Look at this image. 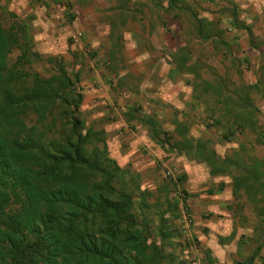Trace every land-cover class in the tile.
<instances>
[{
  "label": "trees",
  "instance_id": "trees-1",
  "mask_svg": "<svg viewBox=\"0 0 264 264\" xmlns=\"http://www.w3.org/2000/svg\"><path fill=\"white\" fill-rule=\"evenodd\" d=\"M167 9L178 11L175 19L188 13L192 36L199 42L230 48L221 21L199 18L181 0H168ZM230 15L232 29L245 31L252 45V30L239 19L235 5ZM176 45L170 76L192 77L186 82L194 101L214 97L207 126L222 129L223 143L250 131L264 147V128L258 130V110L248 96L253 87L242 86L238 92L224 79L209 83L200 73L204 66L192 63L190 47L181 41ZM36 62L45 63L47 76L32 71ZM81 81V72H68L61 57L33 50L29 24L17 20L7 29L0 21V264H189L175 253V247L191 248L189 241L177 242L182 238L177 226L181 203L191 212L189 195L180 187L185 177L164 181L157 190L162 197L142 189L141 175L111 158L105 129L82 119ZM123 118L141 126L167 156L203 163L210 177L231 180L228 208L240 215L243 226L247 219L240 213L246 205L258 218L253 234L259 244L248 260L236 264H254L264 247V157H257L248 143L219 156L209 138L190 135L187 120L175 116L172 128L165 129L140 105H128ZM224 187L221 183L219 191Z\"/></svg>",
  "mask_w": 264,
  "mask_h": 264
},
{
  "label": "rangeland",
  "instance_id": "rangeland-1",
  "mask_svg": "<svg viewBox=\"0 0 264 264\" xmlns=\"http://www.w3.org/2000/svg\"><path fill=\"white\" fill-rule=\"evenodd\" d=\"M27 1L29 0H1V23L7 29L17 20L28 23L33 50L36 53L43 57H61L68 72L79 70L82 77L79 83L80 91L85 90V85L83 86L82 83L88 78L90 88L101 92L103 104L94 109H83L81 106L82 119L86 125H90L92 121L96 122L95 129L101 127L105 129L111 126V121L117 122L107 133L108 137L110 136L108 138L109 154L114 155L113 158H117V151L120 150L117 145L124 147V144H129V134L135 133L139 138L145 137V130L140 126L133 124L130 128L125 123L123 112L126 110H120L121 106L117 104L118 102L126 106L140 105L145 113L157 116L165 129L172 127L171 123L175 116L180 120H188L182 118L185 112L192 124L190 128L192 135L196 138L202 136L209 138L219 156H225L241 143H248L257 157H264V147L255 141L253 132L237 133L230 143H223L220 139L222 129L218 126L208 127L206 124L208 110L214 108V97L209 94V101L206 102L207 97L204 95V101L198 105L193 104L191 86L186 84L182 76H170V70L173 67L172 55L178 48L177 41H181L182 45L190 47L192 63L204 66L200 71L204 80L215 84L218 79H224L230 90L235 91H238L242 84L254 86L249 92V98L258 110L255 113L256 123L258 130L262 131L264 128V0H216L215 2L214 0H181L197 11L201 17L221 21L220 24L225 29V40L230 45L229 49L222 45L215 47L210 42H199L192 36V21L188 13H180V18L175 19L173 12H167V0H134V2L133 0L124 2L117 0V9H121L122 12L117 10L121 14L117 16V49L114 48V50H109V46H106L102 39L103 36H89L88 41V36L74 27H70L67 32L60 24L57 27L58 33L52 35L48 31L43 32L44 29L41 31L39 23L43 22V19L50 20L48 14H55L49 9L51 4L49 0H31L32 4H28ZM29 5L33 6L29 7ZM181 5L179 3L178 6ZM234 5L238 8L239 17L252 26V45L260 47V50H255V47L253 48L247 41L246 33L242 34L232 29L230 10ZM175 12L178 11L175 10ZM57 15H62V12L59 10ZM57 21L60 23L61 19ZM159 22L167 24L170 31L166 28L162 30ZM69 40L71 43H68ZM92 41H95L94 44L97 42L100 44L96 47L91 45ZM16 55L17 53L14 52L10 56V61H13ZM71 56L76 57L73 59ZM47 68L44 62H36L32 65V71L44 76L49 74ZM119 75L123 76L118 77ZM98 76H101L103 86L98 81ZM201 88L199 92H202ZM100 118L101 120L110 119L100 124ZM122 123L123 127L120 126ZM117 128L124 130L120 137L117 136ZM118 139L123 140L118 142ZM167 170L174 175V178L181 173L177 168L174 171L163 165L155 168L154 171L144 169L141 171V188L153 191L157 193L156 196H160L157 190L162 189L164 181L172 178L167 176ZM171 197L177 199L175 193H172ZM240 214L248 220L246 222L248 229L254 231L258 218L251 206L246 205L243 213ZM191 236L193 232L189 231L187 234L182 233L180 240H175L179 243L191 242V248L175 247V253L189 261V264H205L200 241H195ZM151 238L159 241L153 233ZM257 245L258 242L251 240L246 246L245 244L240 246V249L242 247L245 251L246 258L244 260V257H239L234 261L248 260ZM166 251L173 250L167 248ZM232 261L230 263H234Z\"/></svg>",
  "mask_w": 264,
  "mask_h": 264
},
{
  "label": "crops",
  "instance_id": "crops-1",
  "mask_svg": "<svg viewBox=\"0 0 264 264\" xmlns=\"http://www.w3.org/2000/svg\"><path fill=\"white\" fill-rule=\"evenodd\" d=\"M118 1L124 2L125 0ZM215 1L216 0H214V2ZM27 2L29 4L31 3V0ZM49 3L51 4V6H49V9H51V12L55 13L56 15L48 14L50 20L43 19V22L41 21L39 23V28L41 29V31H43L44 29L43 32L48 31L49 34L52 35L58 33L57 27L62 24L64 31L68 32L70 30V27H74V29H77L86 34L88 36V41L89 36H103L102 39L106 46H109V50H114V48L117 49V16L122 12L121 9H117V0H49ZM32 6L33 5H29V7ZM59 10L62 12V15L60 16L57 15V12ZM117 10H120L121 12H117ZM169 12H173L174 15V11ZM237 12L238 15H240L238 8ZM180 15L181 14H179V16ZM199 18L203 17L199 15ZM57 19H61V22L59 23ZM239 19L243 21L240 17ZM210 20L211 19H209V21ZM158 24H160V22ZM245 24L252 30V26H250L249 23L245 22ZM163 25L164 23L161 22L160 26H162V30L164 28H166L167 31L168 29H170L166 26L167 24H165L164 26ZM238 32H241L242 34L243 32L246 33L245 31ZM94 42L95 41H92L91 45H95L97 47L100 44L99 42L94 44ZM68 43H71V40H69ZM255 50H260V47H257V49ZM108 64H110V62H108ZM116 75L117 74H115V76ZM122 76L123 75H119L118 77ZM177 76H182L185 82L187 80H190V76ZM98 81L103 86L104 83L102 82L101 76H98ZM82 84L83 86L85 85V90L81 91L84 97L82 108L94 109L95 107H100L103 104L101 92L90 88L88 78L87 80L83 81ZM242 86L254 87L253 85L245 84H242L241 88ZM239 91L240 89L238 90V92ZM199 103L201 102L193 100V104L198 105ZM117 104L121 106L120 110H126V104H120V102H118ZM217 113H219V111ZM182 116V118L188 119L187 122H189L190 118H188V114L184 112ZM111 122V126L109 125L105 127L106 133H109L110 130L114 128V125L117 124V122ZM189 123L191 128L192 124L191 122ZM122 125L123 123L120 124L121 127H123ZM127 125L130 128L133 127V124ZM140 128L143 129L141 126ZM132 130L134 131V129ZM123 131V128H117V136L120 137ZM144 132L145 137L140 138L137 137L135 133L129 134V144H124V147L117 145V148L120 149L119 151H117V158H113L114 155L112 154L110 155L111 158L117 160V163L120 167L124 168L126 166H130L132 170H135L140 175L141 171H143L144 169H151V171H154L155 168H160L162 167V165L164 167L168 166V168L173 169L174 171L176 168L179 169V172L181 173L178 176L181 175L185 177L184 183L180 187H182V189L189 195V197L187 198V205L193 215V227H191L190 229V232H193V236H191V238L193 237L192 239L200 241L199 243L204 251V262H206L207 264H211L208 261L209 259H211L215 261V263L213 264H236L241 263L240 261H234L236 258L244 257L243 259L245 260V251H243L242 247L240 249V246H244V244L246 246L247 242L251 240L258 242L257 239L259 238L254 236L253 231L249 230L245 224L244 226L242 225L243 223L240 221L241 218L239 217V214L236 215L234 212H232V210L228 208L232 201L230 187L231 180L228 177H210L208 168L203 163L194 160L190 161L183 156H167V154H165V152L157 144L153 143L150 140V138L147 136L146 131ZM138 133L141 134L140 132ZM190 135L193 138L197 139L192 135L191 129ZM122 140L123 139H120V141ZM117 141L120 142L119 139ZM172 178H174V176ZM221 183L225 184V187L222 191H219L218 186ZM247 221L248 220H246V222ZM221 239L228 241H223L222 244L220 242ZM262 251H264V249H262ZM231 260H233L232 262L234 263H230ZM254 262L255 264H264V252L263 254L260 253L259 257Z\"/></svg>",
  "mask_w": 264,
  "mask_h": 264
},
{
  "label": "built area",
  "instance_id": "built-area-1",
  "mask_svg": "<svg viewBox=\"0 0 264 264\" xmlns=\"http://www.w3.org/2000/svg\"><path fill=\"white\" fill-rule=\"evenodd\" d=\"M167 175H169L171 177L174 176L173 174H171L170 171L167 172ZM177 192H178L177 195L178 196L179 195L181 196L180 192L179 191H177ZM175 195H176V193H175ZM179 224H180V230L184 234H187L190 231V229H191V227L193 225V216H192L191 212H188L184 208V206L182 205V203H181V218H180Z\"/></svg>",
  "mask_w": 264,
  "mask_h": 264
}]
</instances>
